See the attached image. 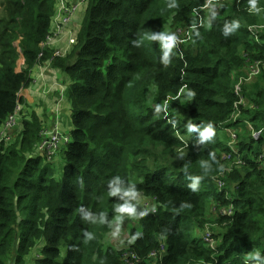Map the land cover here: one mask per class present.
<instances>
[{
	"label": "trees",
	"instance_id": "16d2710c",
	"mask_svg": "<svg viewBox=\"0 0 264 264\" xmlns=\"http://www.w3.org/2000/svg\"><path fill=\"white\" fill-rule=\"evenodd\" d=\"M211 1H89L76 43L54 60L72 81L74 128L66 134L61 177L35 157L49 128L21 96L35 67L52 57L42 45L51 35L55 0L4 1L0 138L9 117L22 110L18 141L0 143V264H26L39 242L35 264H125L99 239L112 205L134 209L139 231L132 230L130 254L139 262L132 264H152L153 253L156 264H264V69L243 82L240 94L234 76L264 61V34L248 30L264 0L255 7L230 0L206 17ZM193 28L200 55L172 51L174 34ZM241 124L252 133L235 151L225 131ZM226 155L240 162L219 189L214 180L229 168ZM227 184L234 186L231 195ZM134 193L151 205L128 203ZM212 204L232 209L214 221L220 227L214 249L194 233L205 229Z\"/></svg>",
	"mask_w": 264,
	"mask_h": 264
},
{
	"label": "rangeland",
	"instance_id": "374dc122",
	"mask_svg": "<svg viewBox=\"0 0 264 264\" xmlns=\"http://www.w3.org/2000/svg\"><path fill=\"white\" fill-rule=\"evenodd\" d=\"M89 1L90 0H87L86 4L81 8V9L85 10V12L88 8ZM229 1L230 0H214V1L210 2V4L208 6H206L204 9L206 12V14H205L206 17H209L211 13L214 14L216 12H219L220 11L219 6L221 7V9L223 8V6L220 4H228L227 2H229ZM56 2H57V0H55V3ZM252 13L254 15L252 17H250V19L252 22L256 23V26L262 27L259 34L263 35L264 34V12L253 11ZM61 19H62V17H61ZM71 21H72V19H71ZM71 21L67 25V27L71 24ZM83 23H84V20L82 22V25H81L79 31H76V33L73 32L75 38L78 37L80 30L83 26ZM188 31H189V33L183 32L181 35H177V36H176V33L174 34L173 39H174L177 47L175 49H173L172 51H174L176 53L179 52L181 55H183V53H184L183 50H182L183 53L180 50L183 47L185 50H187L189 52L192 51V52L196 53L197 56H199L200 54H199V50L197 47V42H194V36L196 35V31L194 28L191 30L188 29ZM62 51H65V48H63ZM248 62L249 61H247L246 63H248ZM21 63H23V60H21ZM251 64L252 63H248L247 66H245L241 71H238L239 74L237 72L234 74L235 78L238 77L239 84L241 85V87H240V85L237 84L238 85L237 86V92L238 93H239V91H242V86L244 85V83L241 82V80L243 78H245V76L248 75V67ZM250 69H251V67H250ZM253 80L250 82H245V81L244 82L247 84H250L251 82H253ZM254 83H252L251 85H253ZM154 93H155V89L149 94L150 101L152 100ZM25 111L27 113V110H25ZM29 112L31 113L33 111L31 109H29ZM19 124L20 123H18L16 134L18 133V130H19ZM225 132L227 133L226 143L228 144V147L233 148V149L235 147V151H237V149H238L237 145L241 142H247V137L251 136V133H252L251 128L247 124L245 126H244V124L238 125L235 129H233L232 132H230V131H225ZM252 136H253V134H252ZM16 137H13V139H14V141L16 140V142H17L18 140ZM65 148H66L65 144L62 143V147H61L62 150L56 155L55 159L53 160V163H51L50 166H48L50 169H52L53 172L56 173L57 177H61L63 175V170H64V166H65V159H64ZM175 159H177V157ZM232 160H233V157H229V155H226L225 162L228 163L227 165H229V168L221 176L224 181H226V179L229 177V175L231 173V171H230L231 168L235 167L236 164H239V162H240L239 159H236L234 161H232ZM217 186H218V184H217ZM233 187L234 186H230L227 184V189H228L227 191L230 193V195L233 194ZM126 201L128 203H136V204H138L144 208L149 207L151 205L150 200L145 198L142 194H138V193H134L133 196H129ZM122 207H123V205L118 206L114 210V205H112L108 209V212L105 211V212H107V215L104 219V222H105V224H107L108 228L105 230V228H104L105 226L101 227V229H100L101 232L99 233V239H100V243H101L102 247L113 246L118 252L122 253L123 257H124V255H128V254L132 253V251H130V246L135 244V239L133 238L132 230L139 231V230H137L139 227V224H138V221L133 216V214H129V215H125V216L120 214L119 209H121ZM223 211L224 210L217 208V204L210 205V212H208L209 214L207 215V221L208 222H207L206 226L208 225L209 227L213 228L215 233H218L220 231V227L214 221L217 219V215ZM19 218L21 219V217H19ZM197 231H199V230L197 229ZM201 231L202 232H200V233L195 231L194 232L195 236L196 237L200 236V238H202L204 236L205 229L204 230L201 229ZM40 245H41L40 242L37 243V247L30 253L29 256L26 257V259H25L26 264H35L34 260L36 258L42 256V255H39ZM207 245L210 249H213L212 248L213 246H215V247L217 246V242L216 243L212 242V245H210V244H207ZM151 263L156 264V258H152Z\"/></svg>",
	"mask_w": 264,
	"mask_h": 264
},
{
	"label": "crops",
	"instance_id": "0c3cea01",
	"mask_svg": "<svg viewBox=\"0 0 264 264\" xmlns=\"http://www.w3.org/2000/svg\"><path fill=\"white\" fill-rule=\"evenodd\" d=\"M4 1L0 0V20L6 17ZM67 2L68 0H57L55 3V15L51 23V30L55 29L56 24L61 19V15H63L62 6H65ZM82 7L77 10L67 29L59 35L54 49H70V38H75L73 32L79 31L85 18L86 12L81 9ZM49 63L46 61L35 67L32 74L33 82L22 92L21 96L46 127L49 129L57 128L63 134L70 135L74 128L71 119L72 107L68 100L72 81L59 63Z\"/></svg>",
	"mask_w": 264,
	"mask_h": 264
},
{
	"label": "built area",
	"instance_id": "2783aa9c",
	"mask_svg": "<svg viewBox=\"0 0 264 264\" xmlns=\"http://www.w3.org/2000/svg\"><path fill=\"white\" fill-rule=\"evenodd\" d=\"M86 1L87 0H72V1L68 0L65 6L64 5L62 6V12H63V16L61 15L62 19L58 21L55 29L51 30V35L47 37L46 41L42 45V48H45V47L50 48L53 51L52 57L49 60H46L50 62L49 64L54 62L55 59L65 57L66 54L68 53L69 51L68 49H65V51H62V48L54 49L57 44V39L59 38V35L62 34L65 29H67V25L70 23L74 14L77 12V10L80 7L86 4ZM209 4L210 2L206 6H208ZM261 28L262 27L260 26L254 25V26H250L248 30L255 35H260L259 32ZM181 34L182 33L178 32V35H181ZM256 41H259V40L256 39ZM75 43H76V38L71 37L69 41L70 47L71 45H74ZM263 69H264V61H258V62L251 64L248 67V75L245 76V78H243L241 82L252 81L253 79H255L261 74ZM21 110H22V107L19 106L16 109V112L14 113V115L10 116L8 121L3 126L2 131H1L0 143L2 141L4 142L11 141L13 137H16V130H17V126L19 123L18 119H19ZM238 116L239 115H237L235 119H238ZM249 127L252 130V127L250 125ZM260 134L261 132H255L253 130V136L255 138L259 137ZM69 142H70L69 136L63 134L57 128H52V129L50 128L48 130H44L42 132V141L37 148L38 151L35 157L40 158V159L42 158L46 160V162L51 164L53 163V160L55 159L56 155L62 150L61 149L62 143H64L65 146H67ZM221 176L222 175H220L218 178L214 180L218 184L220 189H222L225 186V182ZM219 214H223L224 216H230L232 215V209L224 210L223 212ZM214 234L215 232L213 228L207 225L205 226V233L202 239L204 240L206 244L212 245V242H215L213 240ZM212 248L214 249L215 246H213ZM150 258H157V254L155 253L151 254ZM123 260L125 264H132L133 261L139 262V258L137 257V255H134V254L124 255ZM246 264H258V263L249 259V260H246Z\"/></svg>",
	"mask_w": 264,
	"mask_h": 264
},
{
	"label": "clouds",
	"instance_id": "9594fccd",
	"mask_svg": "<svg viewBox=\"0 0 264 264\" xmlns=\"http://www.w3.org/2000/svg\"><path fill=\"white\" fill-rule=\"evenodd\" d=\"M251 3H252V6L255 7V4H256V0H251ZM169 40V47L171 46V37L168 38ZM211 133H206V135H210ZM115 191H118V189H116ZM114 194V193H113ZM119 211L121 213H128V214H132L134 213V209L125 205L124 207H122L121 209H119Z\"/></svg>",
	"mask_w": 264,
	"mask_h": 264
},
{
	"label": "water",
	"instance_id": "95a60500",
	"mask_svg": "<svg viewBox=\"0 0 264 264\" xmlns=\"http://www.w3.org/2000/svg\"><path fill=\"white\" fill-rule=\"evenodd\" d=\"M16 211H17V208H16ZM17 216L19 217L20 216V213L19 212H17ZM20 218L18 219V222H20Z\"/></svg>",
	"mask_w": 264,
	"mask_h": 264
}]
</instances>
